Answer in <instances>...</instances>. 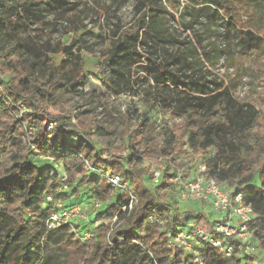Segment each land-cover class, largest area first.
Wrapping results in <instances>:
<instances>
[{"label": "trees", "instance_id": "16d2710c", "mask_svg": "<svg viewBox=\"0 0 264 264\" xmlns=\"http://www.w3.org/2000/svg\"><path fill=\"white\" fill-rule=\"evenodd\" d=\"M54 1L55 7L63 6L61 1L65 3ZM141 4V14L105 41L103 51L96 55L103 63L100 75L116 94L132 89L129 74L140 55V30L148 32L145 18L148 12L158 11L154 0H143ZM46 5L51 3L0 0V264H196L191 253L169 248L165 233L176 232L191 221L209 233L214 221L190 210L174 212L166 202L175 197L177 190L173 181L177 171L172 169L174 151L165 161L163 180L151 189L153 173L142 165V153L104 157L94 133L81 121V112L59 103L65 92L83 96L88 83V61L80 47L75 52L76 41L59 43L57 52L65 57L53 66L46 53L36 52L33 47L35 58L27 63L18 54L19 46L30 48L21 37L23 27L39 20L40 6ZM220 6L226 9L222 3ZM148 60L152 65L143 68L156 82L170 78L175 84H185L167 66ZM201 90L209 93L206 86ZM162 99L168 104L177 101L165 95ZM213 102L214 97L209 104L199 103L202 111L196 112L195 119L174 127L187 134L182 145L214 153L205 161L207 176L235 187L233 195H245L254 214L249 231L264 249V132L257 128L258 119L251 106L244 109L232 105L224 119L217 121L213 118ZM51 106L54 112L45 111ZM177 107L184 109L180 102ZM173 137V143L178 144L175 134ZM34 149L52 159L53 165L40 169L30 159ZM86 161L92 167L120 175L137 195V204L130 211L124 210L128 195L110 186L101 175L89 172ZM63 174L68 175V185L99 187L97 197L105 206L97 210L95 219L102 223L98 234L87 241L73 223L52 230L46 226L47 218L56 210L47 197L53 195ZM257 180L263 190L260 198L254 196V192H260ZM72 205L76 203L66 206ZM150 216L160 217L166 223L165 230L155 231V224L148 221ZM201 255L206 264L243 262L240 254L226 258L209 244L203 246Z\"/></svg>", "mask_w": 264, "mask_h": 264}, {"label": "rangeland", "instance_id": "374dc122", "mask_svg": "<svg viewBox=\"0 0 264 264\" xmlns=\"http://www.w3.org/2000/svg\"><path fill=\"white\" fill-rule=\"evenodd\" d=\"M43 1L51 5L40 6L39 20L23 27L21 37L30 48L19 46L18 54L27 63L34 57V50L44 52L53 66L65 57L57 52L59 43L76 41L75 52L80 47L88 61V83L83 96L65 92L59 103L81 112V121L94 133L104 157H126L139 151L142 165L152 173L159 168L164 170L165 161L170 160L169 152L174 151L172 169L191 177L214 153L182 145L187 134L178 131L174 124L184 125L195 119L196 112L202 111L198 104H209L212 97L215 120L222 121L232 105H242L244 109L251 106L258 119L257 128L264 132V0H154L158 11L148 12L145 18L148 32L140 30V55L129 74L132 89L122 94L108 88L99 73L103 63L97 61L96 55L103 51L105 41L109 42L141 14L143 0H64L61 7H55L54 0ZM82 33L85 34L80 36ZM148 58L159 66H167L185 84H175L170 78L164 83L156 82L143 68L152 65ZM203 86L209 93H202ZM162 95L177 101L168 104ZM179 102L184 109L177 107ZM54 110L53 106L45 109ZM30 159L40 169L53 165L52 159L37 149ZM163 176L162 171L159 182L151 179V189ZM256 185L260 192H254V196L260 198L263 190L258 180ZM235 190L230 187L231 193ZM98 191L99 187L93 184L68 185L66 175L53 192L54 202L81 204L87 217L72 220L80 236L99 232L102 222L95 219L100 203ZM166 202L177 213L190 210L210 221L224 219V213H217L208 202H182L177 193ZM237 221L234 216L231 224L236 225ZM164 225L163 220L155 224V231H164ZM237 253L243 257L242 264H264V249L254 239L248 248H238Z\"/></svg>", "mask_w": 264, "mask_h": 264}, {"label": "built area", "instance_id": "2783aa9c", "mask_svg": "<svg viewBox=\"0 0 264 264\" xmlns=\"http://www.w3.org/2000/svg\"><path fill=\"white\" fill-rule=\"evenodd\" d=\"M85 164L89 172L101 175L110 186L118 188L122 193L128 195V204L124 207V210L128 209L130 211L137 204V195L130 184L123 181L120 175L109 170L92 167L87 161ZM162 169L159 168L152 172L153 181H160ZM206 171L207 167L203 164L199 171L191 177H185L181 172H177L173 178L174 183L177 184L176 193L182 202L202 201L210 203L217 213H224V219L214 220L213 229L209 233L193 221L185 227L179 228L176 232L167 230L165 233L168 247L183 249L191 253L192 261L196 264H206L201 255V249L205 244L213 246L226 258H231L238 256V248H248L249 242L253 240L249 231V224L254 218V214L252 207L245 202V195H233L227 184L219 182L213 176H207ZM63 178H66V174L62 175ZM47 201L53 203L56 208L46 220V226L49 230L72 223L75 218L87 217L81 204L66 206L61 202H54L52 195L47 197ZM102 207V202L97 204L98 209ZM234 216L238 219L236 225L231 224ZM148 221L157 224L162 219L150 216ZM93 236H95L93 233H86L83 235V240L87 241Z\"/></svg>", "mask_w": 264, "mask_h": 264}]
</instances>
